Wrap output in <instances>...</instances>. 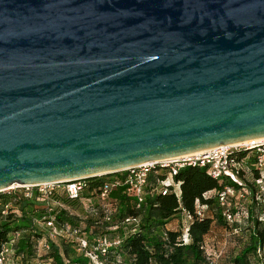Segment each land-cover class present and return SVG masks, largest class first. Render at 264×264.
<instances>
[{"label": "water", "instance_id": "95a60500", "mask_svg": "<svg viewBox=\"0 0 264 264\" xmlns=\"http://www.w3.org/2000/svg\"><path fill=\"white\" fill-rule=\"evenodd\" d=\"M264 136V0H0V191Z\"/></svg>", "mask_w": 264, "mask_h": 264}, {"label": "trees", "instance_id": "16d2710c", "mask_svg": "<svg viewBox=\"0 0 264 264\" xmlns=\"http://www.w3.org/2000/svg\"><path fill=\"white\" fill-rule=\"evenodd\" d=\"M163 177L164 172L148 174L144 199L139 208L134 207V198L125 194L124 186L111 188L109 199L116 203L120 218L139 217L135 231L127 234L121 228L114 232L102 231V228L91 226L93 219L89 216L84 219L82 226L79 224L81 198L96 196L113 179L108 176L89 179L86 188L75 199L67 198L59 190L53 191L48 197L50 203H60L76 213L69 216L66 209L54 208L56 214L54 211L52 214L55 224L69 219L87 238L91 234L120 236L122 242L117 249L109 250L105 256H98L101 264H212L206 260L204 247L212 223H216L233 238L243 237L248 240L232 257L231 264H260L256 257L257 247L264 244V232L260 224L255 220L251 233L249 229L236 236L230 234L228 225L221 217L216 196L222 184L211 178L206 168L188 166L180 169L173 176V181L179 187L178 194L172 190L167 194L161 193L157 180ZM14 196H17L15 201ZM9 202L13 203L20 214L10 210L2 213L4 205ZM200 206L205 207L202 217L196 215ZM42 215H47L45 200H39L36 195L29 197L16 191L0 192V248L3 244H10L13 248L11 262L8 264H93L86 250L78 248L74 236L66 233L57 240H49L45 231L32 223L33 218L40 219ZM120 218H113L109 225L116 224ZM183 219L187 220V242L182 239ZM171 220L175 222V228H169ZM41 239L49 243L48 249L37 248L36 242Z\"/></svg>", "mask_w": 264, "mask_h": 264}, {"label": "built area", "instance_id": "2783aa9c", "mask_svg": "<svg viewBox=\"0 0 264 264\" xmlns=\"http://www.w3.org/2000/svg\"><path fill=\"white\" fill-rule=\"evenodd\" d=\"M188 166L206 168L210 177L222 184L216 196L221 217L228 225L230 234L236 236L243 230L249 231V229L251 233L253 230L251 226L255 220L258 221L262 232H264V136L217 145L162 160L144 162L110 175L74 178L63 182L16 185L0 192L16 191L20 195L29 197L36 195L39 200H45L47 215H42L40 219L38 217L33 218L32 223L45 231L49 240H57L66 233L74 236L78 248L86 250V255L92 259L93 264H101L98 256H105L109 250L117 249L122 242L121 237L91 234L87 238L86 234L80 233L78 226L73 225L69 219L63 223L55 224V217L52 212L56 207L66 209L69 216L76 213L67 210L65 205L60 203H50L48 197L51 193L59 190L65 193L67 198L75 199L86 188L89 179L106 176L113 178L102 187L96 196L81 198L82 213L78 217L79 224L82 226L84 219L89 216L93 219L91 221L93 228H102L101 230L106 232H114L121 228L125 229L127 234L129 231L137 230L139 217L120 218L116 203L109 199L111 188L119 185L124 186L125 194L133 197L134 207L139 208L144 199V188L150 172L155 174L164 172V177L157 180V187H160L162 194H167L171 190L178 194L179 187L173 181V176L180 169ZM16 199L17 196H14L13 201ZM204 208L203 206L198 207L196 215L202 217ZM8 210L20 214L12 202L4 205L2 213L4 214ZM113 218L120 219L117 220L116 224L109 225ZM186 222L187 220H181L184 242H187ZM36 245L37 248H49V243L43 239L37 240ZM204 249L206 251V246ZM12 254V245L3 244L0 248V264L11 262ZM205 257L211 262L208 254ZM256 257L259 258L260 264H264V244L257 247Z\"/></svg>", "mask_w": 264, "mask_h": 264}, {"label": "rangeland", "instance_id": "374dc122", "mask_svg": "<svg viewBox=\"0 0 264 264\" xmlns=\"http://www.w3.org/2000/svg\"><path fill=\"white\" fill-rule=\"evenodd\" d=\"M169 223L172 224L169 228H175V222L171 220ZM247 243L245 238H233L225 228L212 223L211 231L205 238V255H209L212 264H231L232 257Z\"/></svg>", "mask_w": 264, "mask_h": 264}]
</instances>
